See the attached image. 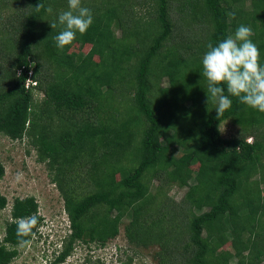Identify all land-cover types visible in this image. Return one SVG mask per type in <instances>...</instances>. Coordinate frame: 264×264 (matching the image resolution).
I'll use <instances>...</instances> for the list:
<instances>
[{
  "label": "trees",
  "instance_id": "obj_1",
  "mask_svg": "<svg viewBox=\"0 0 264 264\" xmlns=\"http://www.w3.org/2000/svg\"><path fill=\"white\" fill-rule=\"evenodd\" d=\"M0 2L13 10L0 12V134L27 138L63 199L68 229L51 264L121 230L130 246L157 247L158 264H264V113L230 96L217 117L201 74L206 45L238 21L251 26L264 64V0H81L93 23L63 50L49 23L67 0ZM39 2L52 12H36ZM82 42L90 48L73 52ZM27 57L36 96L15 73ZM225 121L234 135L222 136ZM173 184L187 187L179 201ZM7 203L0 192V210ZM33 213L40 222L27 239L43 225L38 202L13 199L0 264L18 255L14 221Z\"/></svg>",
  "mask_w": 264,
  "mask_h": 264
},
{
  "label": "rangeland",
  "instance_id": "obj_2",
  "mask_svg": "<svg viewBox=\"0 0 264 264\" xmlns=\"http://www.w3.org/2000/svg\"><path fill=\"white\" fill-rule=\"evenodd\" d=\"M1 3V2H0ZM147 6L139 5L138 14L147 15ZM11 11L10 7L0 10L2 18H5ZM238 21V26L240 25ZM118 28V34H119ZM74 44L73 52L87 51L91 44L82 42ZM4 49H11L14 46L3 45ZM95 60L97 58L95 57ZM166 78L162 80L161 85L167 86ZM188 104H186L187 106ZM186 114L192 112L188 110ZM190 119V118H189ZM220 131L222 136L229 137L235 134V127L228 121L221 123ZM247 141H252L250 138ZM176 154L179 152L176 150ZM0 163L4 166V175L0 180V192L7 198V205L0 210V237L4 234L5 221L9 218V210L14 198L34 196L38 202V211L43 218V225L31 240L30 246L17 247L18 255L9 264H49L55 250L58 236L67 232V215L64 210L63 199L58 191L56 184L52 181L49 167L44 162L37 160L36 149L28 142L27 138L21 140H12L9 137L0 134ZM194 172L198 165H191ZM18 172L23 173V179L17 182L15 177ZM157 184L156 180L152 181ZM264 194V183L260 184ZM187 192V187L172 185L168 190V195L175 201L181 200ZM228 250L231 248L225 245ZM157 247L137 248L130 246L120 234L110 239L104 246L90 244H78L73 253L67 257L64 263L60 264H158L155 260ZM231 264H233L231 262Z\"/></svg>",
  "mask_w": 264,
  "mask_h": 264
},
{
  "label": "clouds",
  "instance_id": "obj_3",
  "mask_svg": "<svg viewBox=\"0 0 264 264\" xmlns=\"http://www.w3.org/2000/svg\"><path fill=\"white\" fill-rule=\"evenodd\" d=\"M67 5L68 10L61 11L56 21L49 23L51 29L60 27L53 37L55 46L60 50L76 39L77 32L83 35L93 23L91 9L82 6L81 0H67ZM41 9H45V5L39 2L35 10L40 12ZM45 11L51 13L52 8L49 6ZM227 15L234 18L235 12ZM253 35L251 26L241 24L234 34L216 44L209 42L202 54L201 74L207 80V92L216 105L217 117L232 107L230 96L237 97L240 103L264 113V64L260 62L258 46L251 39ZM222 85H226L228 95ZM15 179L20 182L23 173L18 172ZM39 222L40 217L35 213L14 221L19 247L30 246L31 240L27 238L33 235V229ZM53 246L55 250L52 254L59 250V243Z\"/></svg>",
  "mask_w": 264,
  "mask_h": 264
},
{
  "label": "built area",
  "instance_id": "obj_4",
  "mask_svg": "<svg viewBox=\"0 0 264 264\" xmlns=\"http://www.w3.org/2000/svg\"><path fill=\"white\" fill-rule=\"evenodd\" d=\"M27 63L18 67L15 70L16 76H24V80L22 81L23 87L26 91H31L33 96L37 95V80L33 78V61L31 58H26Z\"/></svg>",
  "mask_w": 264,
  "mask_h": 264
}]
</instances>
